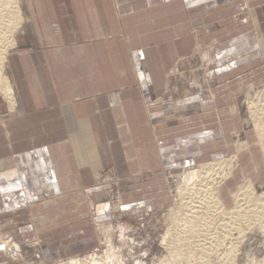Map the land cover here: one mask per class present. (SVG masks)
Instances as JSON below:
<instances>
[{
  "label": "rangeland",
  "instance_id": "374dc122",
  "mask_svg": "<svg viewBox=\"0 0 264 264\" xmlns=\"http://www.w3.org/2000/svg\"><path fill=\"white\" fill-rule=\"evenodd\" d=\"M22 8L24 35L6 70L16 111L0 96V264L116 252L118 264H169L162 239L177 186L199 165L236 156L238 142L250 152L221 188L226 207L243 180L264 191L247 111L248 95L264 87V0H22ZM73 104L88 119H76ZM263 242L250 235L240 264L264 259Z\"/></svg>",
  "mask_w": 264,
  "mask_h": 264
},
{
  "label": "bare ground",
  "instance_id": "6f19581e",
  "mask_svg": "<svg viewBox=\"0 0 264 264\" xmlns=\"http://www.w3.org/2000/svg\"><path fill=\"white\" fill-rule=\"evenodd\" d=\"M25 19L22 0H0V96L11 113L16 110L17 100L6 70L10 52L16 49L18 37L24 32ZM198 52L199 47L197 55ZM201 61L211 62L207 56H199L198 62ZM172 74H178L176 78L186 81V76L179 69ZM205 75L207 81L210 75ZM189 94L187 88L186 95ZM247 107L264 158V87L259 91L252 90L247 98ZM250 146L248 141L238 142L236 156L199 165L177 186V206L166 216L169 227L162 239V245L169 251V264H240L243 247L250 235L258 233L264 236V191L258 192L251 180H243L236 193L229 191L234 202L230 209L221 193V188L235 178L238 156L242 152H250ZM5 245L10 247L9 243ZM119 255L120 252L108 254L112 260L92 256L83 261L70 260L58 264H118L113 258ZM245 264H264V259H247Z\"/></svg>",
  "mask_w": 264,
  "mask_h": 264
},
{
  "label": "crops",
  "instance_id": "0c3cea01",
  "mask_svg": "<svg viewBox=\"0 0 264 264\" xmlns=\"http://www.w3.org/2000/svg\"><path fill=\"white\" fill-rule=\"evenodd\" d=\"M247 1H250V0H247ZM24 16H25V18H26V15H25V13H24ZM26 20V19H25ZM25 24H26V22H25ZM25 26V25H24ZM56 29V28H55ZM57 30V32L59 33V34H61L62 33V31H61V29H60V26H58V29H56ZM24 31H25V27H24ZM23 35H24V32L22 33ZM22 34H20V35H22ZM19 35V36H20ZM261 45L263 44V42H262V40H261V43H260ZM18 45H19V41H18ZM18 45H17V47H16V49L18 48ZM262 47H263V49H264V45H262ZM11 80V79H10ZM12 82V81H11ZM13 84V83H12ZM16 93V92H15ZM16 100H17V97H16ZM37 104L38 105H42L43 104V99L41 98V97H37ZM159 102V101H158ZM145 105V110H146V114L147 115H149L150 113L148 112V107H147V105H146V103H144ZM156 104H158V103H154V104H151V106H155ZM80 105V106H79ZM118 105H119V103H118ZM17 106H18V101H17ZM73 107H74V109L75 110H71V113H73V115L75 116V118L77 119H79V120H81V121H84V120H86V119H88V116L86 115V113H84L83 111H84V109H83V107H84V104H73ZM9 108V107H8ZM16 109H17V107H16ZM68 109H70V107L68 106ZM115 110H117L118 111V109H115ZM16 111V110H15ZM65 112H67V110H65ZM13 113V112H12ZM70 113V112H69ZM77 121V120H76ZM125 127L126 128H128V125L126 124L125 125ZM139 127V126H138ZM120 128H122V127H120ZM129 129V128H128ZM130 130V129H129ZM127 133V132H126ZM125 134V133H124ZM128 134V133H127ZM131 135H132V133H131ZM125 136H126V134H125ZM52 164H54L55 165V163H52ZM82 166V165H81ZM45 175H46V173H45ZM2 176H4V175H2ZM47 176V175H46ZM5 192V189H4V184H1L0 185V193H4Z\"/></svg>",
  "mask_w": 264,
  "mask_h": 264
}]
</instances>
